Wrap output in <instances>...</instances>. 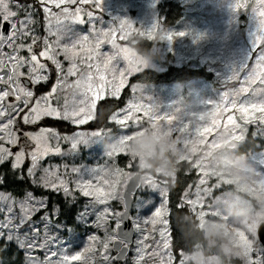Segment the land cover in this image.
Listing matches in <instances>:
<instances>
[{"label":"snow or ice","instance_id":"1","mask_svg":"<svg viewBox=\"0 0 264 264\" xmlns=\"http://www.w3.org/2000/svg\"><path fill=\"white\" fill-rule=\"evenodd\" d=\"M92 5L95 9L101 8V0H32L31 3H20V0H0V140L7 138L9 144L17 145L19 150L14 154L12 169H17L24 163L25 158L30 160L27 168V175L32 177V184L36 187L63 193L66 200H74L79 196L86 198L84 210L79 213V219L85 221L89 226L102 230L103 237L95 233L88 236V243L81 251L67 255L63 248L59 235L60 219L63 215L66 222L72 223V216L75 212V205L72 208H63V211L53 207L50 212L46 211L39 220H34V214L47 209L46 198H37L30 191H25L20 199L14 198L9 193L0 192V264H70L80 262L89 264L95 257H100V264H111L113 259L109 255L112 241L115 239V230L119 225L121 210L112 207L113 201L123 204L124 185L130 173L119 167H108L105 165L99 169L91 170L88 178L77 174V169L61 173L59 166L49 165L43 167L41 162L49 157L62 152V145L69 143L75 148L78 143L84 141L87 134L79 132L74 135H60L54 128L39 127L36 131L22 130L26 125H37L44 118H51L53 121H66L73 125H84L89 121H97L102 108H98L97 102L106 95L112 98L119 97L121 89L125 87L126 78L132 73L140 70L139 65L128 62L126 67L119 68L116 64L120 61H128V54L123 45L117 44L116 40L127 41L132 33L146 36L153 40L155 27L148 31L135 29L131 22L120 21L118 28H97L94 20L95 13L91 10L84 12L82 6ZM53 7L59 11H53ZM236 9L249 7L247 0L241 2L236 0ZM259 18L261 31L255 35L253 49L246 63L232 72L228 82L237 81L239 87L233 86L230 90L221 93V102L213 108V115L207 126L192 127L189 131V124L182 125L179 129L177 139L186 141L194 135L203 134L209 137L214 135L217 128L221 127L219 119L225 112L232 109L239 112V119L243 124L237 122L232 114L227 115L223 128L230 129L233 139L242 141L245 138L246 126L254 123L258 129L264 128V0H255L250 6ZM13 8L15 10H13ZM38 9L43 11L44 32L46 35L41 38L36 34L38 21L34 19L39 15ZM88 17V23L92 26L88 35H77L74 38H67V25L69 22L85 23L82 17ZM6 29V30H5ZM185 33H170L164 38L169 41L174 36H183ZM54 38V39H50ZM111 45V54L102 52L101 46ZM81 49L78 59L77 48ZM10 49V52L7 51ZM22 49H26L27 55H20ZM35 49H40L35 51ZM62 55L63 60L68 62L65 69L58 56ZM40 58L50 61L56 71V83L50 91L36 95L34 86L47 82L49 76L48 64L41 63ZM110 76V78H109ZM27 79L24 82L22 78ZM242 77V78H241ZM70 78H74L71 79ZM225 83L224 86L227 85ZM138 87V86H137ZM135 91V88H134ZM55 101V106H53ZM143 111L147 117V123L167 120L171 125L175 119L172 115L163 117L153 111L152 106H145L139 103H130L127 108L120 112H112L109 119L120 128H125L128 122L135 120L142 126V118L138 115ZM134 113L136 115H134ZM258 113V115H252ZM123 115V119L120 116ZM200 120L206 119L204 115ZM19 124L20 127L13 130L12 126ZM105 129L102 127L90 133L92 136H100ZM120 147L108 152L112 158L118 153H125L123 145L130 138L129 135H120ZM13 153L0 145V162H3ZM134 160L131 158L129 163ZM202 175L196 185V200L201 202L200 215H205L203 210V199L207 198V192L217 188L214 184L207 187V173L199 166ZM39 173V175H37ZM69 174H75V178L69 180ZM123 177V180L119 179ZM4 181L0 178V184ZM264 182V181H261ZM142 185L154 189L149 179L142 180ZM205 186V187H202ZM163 203L156 207L151 215L141 220L137 217L133 220V226L138 236L135 240V264H140L141 254L144 256L155 254L162 246L164 252L158 256L161 264H178L181 262L183 249L173 257L170 250L169 236L165 235L167 229L161 228L160 240L153 239L154 248H149L144 238L146 226H153L148 236H154L157 225L167 226L169 220L166 218L167 209L163 204L167 203V191L159 190ZM191 194L190 189L180 198L177 208L185 205L192 206L194 201L186 199ZM115 224V227L112 226ZM141 224L145 228L141 227ZM264 230L260 225L256 230L257 244L255 249L249 248L251 253L249 264H264V247L260 246L258 235ZM41 232L43 237L41 238ZM11 245L15 246L17 253L23 252V261L6 259L11 252ZM127 247L128 245H124ZM37 250L44 251V258L40 260L33 255ZM60 257L53 260V257ZM167 259H164V257Z\"/></svg>","mask_w":264,"mask_h":264},{"label":"rangeland","instance_id":"2","mask_svg":"<svg viewBox=\"0 0 264 264\" xmlns=\"http://www.w3.org/2000/svg\"><path fill=\"white\" fill-rule=\"evenodd\" d=\"M163 1L165 0H101L100 9H95L92 5L82 7L84 12L91 10L95 13L94 20L97 22V28H118L119 22L122 20L131 22L135 29L145 32L155 27L154 39L152 40L154 45L148 51L149 53L147 51L142 53L133 45L141 38L147 39L146 36L132 33L128 36L127 41L116 40L117 44L123 45L128 54V61L120 60L116 67L124 68L128 62H131L133 65H139L140 70L138 72H140L145 68L163 70L170 64L191 67L206 66L214 72L216 83H211L202 78L171 84L133 83L131 85V97L122 108L115 112L127 108L130 103L152 106L153 111L161 117L166 114L174 116L175 119L171 125L168 124L167 120L147 123V117L141 111L138 115L142 118V126L138 125L135 120L128 122L125 128H120L119 125L115 124L113 128L105 129L100 136L90 135L91 132L97 130L84 127L87 122L84 125H77L79 128L73 132L56 130L60 135L70 136L79 132H84L87 135L84 141L78 143L75 148H72L69 143L63 144V150L60 154L45 158L41 164L43 167L59 166L61 173L65 172L64 166L68 170L75 168L77 174L86 179L91 170L99 169L105 165L119 167L125 172H129V178L135 173L134 168H138L143 172L142 180L149 179L154 185V189L147 185H141L134 195L131 212L133 222L137 217H141V220L147 218L151 212L155 211L156 207H161L163 200L159 190L167 191V203L163 204L164 208L167 209V218L168 181L175 179L176 168L181 160L191 161L192 166L199 165L207 173L208 183L205 186L211 187L216 184L217 188L207 192L208 199H203V210L206 211V214L200 215L201 202L196 200L195 192L202 173L197 169L198 178L194 184L187 188L186 191L190 189L191 194L186 199L194 201L191 208L198 218L201 228L205 230L209 245H218L227 254L229 260L223 262L220 256L213 254V250L205 251L201 245H197L192 252L183 253L180 264H236L231 259L239 260L240 264H249L251 256L249 248L255 249L257 244L256 230L264 221V182H261L264 181V128L258 129L256 124L249 123L246 126L244 140L236 141L233 139L231 130L223 128V123L226 122L228 114H232L240 124H243V121L239 119V112H233L229 108L219 117L222 121L221 127L217 128L212 136L206 137L200 134L194 135L186 141H181L177 139L178 132L174 129L189 124V131L191 132L194 126H207L212 118L213 108L221 102V93L230 90L233 86L239 87L235 80L228 82V77L243 63H246L254 47L255 35L261 31L259 18L250 7L255 3V0H247L249 7L242 9L234 7L236 0H179L184 6V14L175 25L164 24L163 18L159 14V3ZM243 15L246 17L247 23L245 28L241 27L242 23L239 20ZM82 17L85 23H68L67 38L89 34L92 26L87 22L88 17L86 15L82 14ZM34 19L38 21L36 34L43 38L46 33L42 19H39L38 15ZM179 32L185 34L174 36L170 41L164 38L166 34ZM7 51L10 52V49ZM101 51L111 54L113 49L111 45L104 44L101 46ZM76 52L79 59V55L82 54L81 49L78 47ZM19 54L27 55L26 52L24 54L23 49ZM57 59L62 61L63 67L66 69L68 62L63 60V56L60 55ZM40 60L41 63L48 64L46 74L49 78L50 75H54L53 84H55L56 71L54 65H51V62L44 58H40ZM134 74L132 73L126 78L125 86ZM226 82L228 83L224 86ZM43 84L44 82L34 86L36 95L42 94V92H37V87ZM52 85L44 92L50 91ZM123 89H121V93ZM105 97L111 96L106 95ZM53 106H55V101H53ZM134 115L136 114L134 113ZM202 115L206 119L200 120L199 117ZM252 115H258V113H252ZM120 118L123 119V115ZM27 126L32 125L23 126L22 130L36 131L39 127H46L39 125L36 129L31 130L30 127L27 129ZM19 127V124L12 126L13 130ZM124 134L130 137L123 145V150L129 156H126L125 153H118L109 158L108 152L121 146L119 136ZM0 135L4 134L0 133ZM0 145L13 153V156L8 157L3 162L9 159L12 162L19 147L9 144L7 138L0 140ZM131 158L134 161L129 163ZM26 162H29L30 166V160L25 158L20 167ZM67 178L69 180L74 179L75 174H69ZM119 179L123 180V177H119ZM125 186L126 184L124 189ZM0 192L9 193L1 189ZM23 195L20 197L12 196L20 199ZM33 195L36 196L34 193ZM77 196L78 198L68 201L77 206L79 212L76 219L80 228L77 229L65 222H60V231L57 233L65 249L64 254L67 255L81 251L88 243L89 235L93 233L101 237L104 235L102 230H97L94 226L90 227L88 223L79 219V213L84 210L86 198L79 196V193ZM36 197L38 199L46 198L45 196ZM111 203L115 210L122 209L123 211V204L119 201ZM55 207L58 208V206ZM51 210H41L34 214L33 219L39 220L46 211L50 212ZM120 222L119 217V224ZM112 226L115 227V224L112 223ZM141 227L145 228L143 224ZM156 227L157 231L154 236H148L147 233L152 232L153 226L151 224L146 226L144 238L147 240L149 248L155 247L152 244L153 239H161L159 231L161 228L167 229L165 235L169 236V242L171 240L169 224L167 226L157 225ZM114 235L116 239L117 227ZM137 236L135 231V240ZM42 237L43 232H41ZM114 240L109 249V255L113 258L111 264H121L113 255L112 244ZM135 247L134 241L129 258L122 264H135ZM170 250L172 251L171 245ZM164 251L161 246L158 253ZM158 253L155 254V258H152L151 255L144 256L142 253L140 264H161ZM33 255L43 260L44 251L37 250ZM59 258L58 256L52 259L57 260ZM164 259L167 257L165 256ZM70 264H80V262H70ZM89 264H100V257H95Z\"/></svg>","mask_w":264,"mask_h":264},{"label":"trees","instance_id":"3","mask_svg":"<svg viewBox=\"0 0 264 264\" xmlns=\"http://www.w3.org/2000/svg\"><path fill=\"white\" fill-rule=\"evenodd\" d=\"M159 14L163 18V22L166 25H175L182 18L184 14V6L179 0H165L159 3ZM245 28L246 17L243 15L239 19ZM142 53H149L154 45L152 40L141 38L133 44ZM47 82H44L42 86L37 87V92H44L48 90L54 82V75ZM202 78L212 83H216L215 74L209 70L206 66L191 67L188 65H174L170 64L163 70H157L153 68H145L142 71L135 73L130 77L128 84L124 87L122 93L117 98L105 97L97 102L98 108H102L101 114L98 117L99 122L89 121L84 127L91 130H99L100 128L109 129L115 126V123L109 119L112 112L122 108L127 100L131 97L132 90L131 85L133 83L153 84V83H175V82H187L192 79ZM39 125L54 128L60 132H73L79 128L77 125H73L66 121H53L51 118H44L37 125L29 126L31 130L36 129ZM27 126V129H29ZM82 126V128H84ZM264 145V143H263ZM11 160H7L0 164V178L3 179V183L0 184V189L9 192L15 197H20L25 191H31L36 196H45L47 198V209L51 210L52 207L58 206L63 211V208H72L75 205V212L72 216V223L66 222V218L61 215L59 217L60 222H65L67 225L74 228L79 227V222L76 219L78 209L75 203H70L65 199L62 193L53 192L51 190H44L36 187L32 184V178L27 175V168L29 162L25 165L12 169ZM135 171L139 170L134 168ZM198 178L197 169L192 167V162L188 160H181L176 168V176L174 180L168 181V213L167 219L169 220L170 228V245L173 251L174 259L179 254L181 248L183 253L192 252L197 245H201L205 251L208 249L213 250V254L220 256L223 262H227V254L218 246H210L206 237L205 230L201 228L199 220L194 214L191 206L186 203L182 207L177 208L179 200L184 196L187 188L194 184ZM80 228V227H79ZM262 247H264L261 244ZM11 254L6 257L9 260L23 261L24 253L15 250V246L11 245ZM236 264H240L239 260L231 259ZM178 264V261L176 262Z\"/></svg>","mask_w":264,"mask_h":264},{"label":"water","instance_id":"4","mask_svg":"<svg viewBox=\"0 0 264 264\" xmlns=\"http://www.w3.org/2000/svg\"><path fill=\"white\" fill-rule=\"evenodd\" d=\"M6 30V29H5ZM27 82V81H25ZM142 172H135L128 180L125 190L123 192L124 209L120 216L121 222L117 227V238L114 240L112 247L115 252V259L117 261H124L131 251L130 245L134 242L135 230L130 217L134 194L141 186ZM264 225V221L260 223ZM259 240L264 245V230L260 231ZM126 242V244H125ZM124 245H128L125 247Z\"/></svg>","mask_w":264,"mask_h":264},{"label":"flooded vegetation","instance_id":"5","mask_svg":"<svg viewBox=\"0 0 264 264\" xmlns=\"http://www.w3.org/2000/svg\"><path fill=\"white\" fill-rule=\"evenodd\" d=\"M31 2H32V0H30V1L29 0H20V3H22V4L23 3H31ZM13 10H15V9L13 8ZM38 11H39L38 17H39V19H42V23L44 24V21H43V11H42V9H38ZM53 11H59V10L58 9H55L53 7ZM23 51H24V54H25V52L27 53L26 49H23ZM35 51H39V49H35ZM23 81H27L26 77L23 78ZM0 86H3V85H0Z\"/></svg>","mask_w":264,"mask_h":264}]
</instances>
